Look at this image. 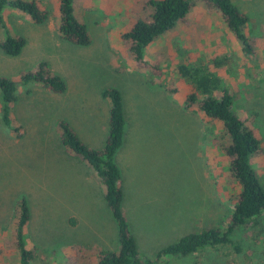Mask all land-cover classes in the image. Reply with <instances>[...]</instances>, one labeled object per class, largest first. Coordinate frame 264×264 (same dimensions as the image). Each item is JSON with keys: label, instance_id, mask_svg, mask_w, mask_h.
Returning <instances> with one entry per match:
<instances>
[{"label": "rangeland", "instance_id": "1", "mask_svg": "<svg viewBox=\"0 0 264 264\" xmlns=\"http://www.w3.org/2000/svg\"><path fill=\"white\" fill-rule=\"evenodd\" d=\"M32 1L47 12L44 23L34 24L15 9L4 10L0 20V42L6 32L24 41L15 57L0 51V76L18 82L12 125L0 123V264L17 263L11 233L20 200L29 211L24 238L34 264L94 263L96 251L116 249V227L102 188L58 138L63 121L89 148L102 146L108 103L100 92L108 87L119 91L124 111L115 163L121 211L138 251L150 258L184 235L226 223L232 186L224 155L215 148L218 138L206 133L202 113L186 107L192 88L176 71L180 63L206 67L220 77L232 96V111L259 139L250 164L264 186V0H230L247 17L253 57H245L218 17L197 3L186 23L145 49L153 70L136 67L121 39L144 16L146 0H73V14L88 34L86 46L59 37L56 0ZM38 63L63 81V94L18 81ZM233 235L237 254L219 248L168 263L263 262L264 217L258 226Z\"/></svg>", "mask_w": 264, "mask_h": 264}, {"label": "trees", "instance_id": "2", "mask_svg": "<svg viewBox=\"0 0 264 264\" xmlns=\"http://www.w3.org/2000/svg\"><path fill=\"white\" fill-rule=\"evenodd\" d=\"M56 1L59 37L69 44L86 46L89 43L88 34L85 26L73 14V0ZM197 3L218 17L223 31L238 44L245 57L255 55L254 39L246 32L247 17L230 0H146L144 16L137 19L121 36L136 67L144 70L155 68L145 60V49L176 25L186 23V17ZM8 9L26 14L34 24H42L47 19V12L32 0H0V20L4 10ZM23 43L21 37L6 32L0 42V51L6 56L15 57ZM213 64L221 66L217 60H213ZM176 71L192 88L185 99L186 107L195 106L202 113L206 120V133L218 138L217 146L214 147L224 155L227 178L232 186V193L228 196L232 199V205L226 223L220 228L184 235L161 247L150 258L138 251L135 238L121 211L120 173L115 163V154L121 147L124 134L122 101L117 89L104 88L100 97L108 103L107 134L100 148H89L67 123L58 122L61 146L92 172L103 190L105 205L116 227V249L96 251L94 263L86 264H169L170 258L180 259L219 248L237 254L240 246L233 238L235 231L254 228L264 217V186L250 164V158L259 152V139L245 127V119L232 111V96L220 77L206 67L186 63L178 64ZM18 81L23 84L33 83L55 95L65 91L63 81L51 73L45 63H38L34 69L20 75ZM17 83L0 76V123L3 126L12 125L10 107L15 102ZM15 208L11 234L12 246L17 255L16 264H34V254L27 248L24 238V228L29 219L28 208L23 200L17 202ZM261 264H264V260Z\"/></svg>", "mask_w": 264, "mask_h": 264}]
</instances>
